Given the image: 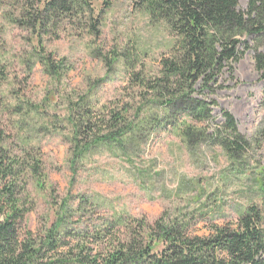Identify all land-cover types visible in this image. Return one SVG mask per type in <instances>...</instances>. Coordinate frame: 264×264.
<instances>
[{"label": "rangeland", "instance_id": "1", "mask_svg": "<svg viewBox=\"0 0 264 264\" xmlns=\"http://www.w3.org/2000/svg\"><path fill=\"white\" fill-rule=\"evenodd\" d=\"M102 3L96 1L98 10L103 7L98 34L84 28L85 21L74 27L62 24V31L43 37L41 44L31 30L10 20L20 15L21 5L0 0L5 78L0 83V126L7 134L5 147L14 152L40 149L47 177L44 191L30 185L25 196L28 206H34L26 218L28 230L37 236L52 225L60 204L72 208L81 196L91 203L99 198L100 217L127 213L154 223L162 216H180L198 236L208 235L213 225L234 224L249 205L264 212L259 189L264 183V137L248 156L232 160L222 147L201 144L197 134L184 138L179 124H165L159 134L151 136L144 129L123 145L94 147L75 157L69 112L74 103L82 101L100 117L126 108L130 119L140 110L134 123L138 127L165 114L155 105H138L130 75L143 70L160 77L161 58L173 53L175 39L163 24L135 12L133 0H109L110 7ZM247 4L240 2L244 13ZM243 40L252 50L235 65L232 80L224 76L227 89L211 98L219 106L215 123L223 122L221 110L228 111L239 133L252 141L264 130V79L254 61L255 50L264 54V39ZM40 54L63 64L59 76H50ZM24 142L31 147L26 149Z\"/></svg>", "mask_w": 264, "mask_h": 264}, {"label": "trees", "instance_id": "2", "mask_svg": "<svg viewBox=\"0 0 264 264\" xmlns=\"http://www.w3.org/2000/svg\"><path fill=\"white\" fill-rule=\"evenodd\" d=\"M96 1L110 7L109 0H8L21 5L20 15L10 20L31 30L41 44L43 37L62 31V24L74 27L85 21L84 28L98 34L103 7L98 10ZM240 2L133 0L135 12L163 24L175 39L173 53L161 58L160 77L147 76L143 70L130 75L138 105H155L165 114L138 127L134 123L140 110L135 109V118L130 119L125 117L126 108L100 117L82 101L74 103L69 112L75 157L94 147L123 145L144 129L151 136L159 134L165 124H179L176 128L184 130V138L197 134L201 144L222 147L232 160L248 156L257 140L263 141L264 130L254 140L246 139L225 110L223 122L216 124L214 110L219 106L211 98L227 89L224 76L232 80L235 65L252 50L243 39H264V0H248L246 13ZM39 59L51 77L59 76L62 63L55 64L50 56ZM254 61L264 79V54L255 50ZM4 79L0 64V83ZM143 114L147 117L149 112ZM6 136L0 126V264H264V212L254 204L234 224L213 225L208 235L198 236L180 216H162L154 223L127 213L100 217L99 198L91 203L81 196L72 208L60 204L52 225L36 236L26 226L34 206H28L25 196L30 185L41 191L47 186L42 152L11 151L5 147ZM23 146L31 147L27 142ZM259 189L264 193V183Z\"/></svg>", "mask_w": 264, "mask_h": 264}]
</instances>
